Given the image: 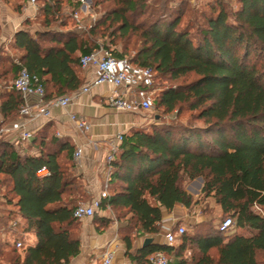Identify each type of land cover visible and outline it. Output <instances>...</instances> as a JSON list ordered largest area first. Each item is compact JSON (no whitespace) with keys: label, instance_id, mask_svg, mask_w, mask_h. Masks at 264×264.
Here are the masks:
<instances>
[{"label":"trees","instance_id":"trees-1","mask_svg":"<svg viewBox=\"0 0 264 264\" xmlns=\"http://www.w3.org/2000/svg\"><path fill=\"white\" fill-rule=\"evenodd\" d=\"M93 1L114 7L82 36L51 27L61 0L40 1L42 31L14 34L12 45L21 56L18 64L6 59L8 65L0 72V131L19 117L23 106L10 85L22 68L40 79L44 100L51 101L58 97L52 98L46 84L55 96L81 85L79 59L95 49L101 27L109 30L108 51L116 36L137 35L141 47L131 62L111 51L130 65L149 68L156 77L178 82L193 76L154 99L157 109L176 111V120L184 109L191 114L186 122L134 128L123 135L110 164L111 194L98 210L123 211L138 234L158 235L163 211L192 205L183 182L201 178L202 195L213 199L239 232L226 235L218 227L198 225L194 233L181 236L177 247L154 243L134 250L126 236L120 239L125 258L148 264L151 254L162 252L169 264H264V0H236L233 12L218 2L195 33L180 28L187 0ZM138 18L143 20L136 22ZM33 145L37 155L23 156L0 133V176L11 185L21 222L10 218L7 232L21 229V234L35 237L22 257L13 250L9 264H70L80 253V233H74L80 223L73 217L79 205L73 146L44 131L34 137ZM43 168L47 174L38 177ZM100 226L108 227L103 217L95 222L98 233ZM188 246L196 252L190 260L184 258Z\"/></svg>","mask_w":264,"mask_h":264},{"label":"rangeland","instance_id":"rangeland-1","mask_svg":"<svg viewBox=\"0 0 264 264\" xmlns=\"http://www.w3.org/2000/svg\"><path fill=\"white\" fill-rule=\"evenodd\" d=\"M5 3L12 4V7L20 9L27 8V4L24 0H1ZM82 1L90 7V11L84 12L82 9ZM218 2L224 3L230 12L235 11L238 8V2L236 0H187V10L181 20L180 28H186L191 33H195V29H200L205 25V17L212 15V7ZM84 4V5H85ZM41 4H38L40 7ZM114 7L111 2H96L93 0H61L60 11L55 17L54 23L51 27H56V29L67 30L73 32L77 35H84V33L96 23H98L106 11L111 10ZM77 14V19L75 15ZM38 15L28 21L27 25H24V29L33 33L35 31H42V18ZM142 18L136 19V22L142 21ZM194 28V30H192ZM103 29V30H102ZM35 30V31H33ZM100 33L96 35V47L103 46L105 49L109 47L111 43V38L108 37L109 30L102 28L99 31ZM13 43V42H12ZM12 43L0 46V55L3 58L2 64H0V72L7 67L6 59L8 63L18 64L20 54L19 51L13 47ZM141 47L140 39L137 35L133 33L129 34L126 38L116 36L113 40V45L111 50L117 53L123 54V58L131 62L134 60L138 50ZM94 49V50H95ZM21 53V52H20ZM135 67L134 65H132ZM193 76L187 77L178 82L170 81L166 78L156 77L155 72L152 71L149 80L152 81V86L148 89V94L150 96L151 108L147 111H141L142 114L139 115L143 119V130H150L152 126L166 124L176 120V111L173 113H165L163 109H157L154 105V99L157 95L170 87H174L178 83L189 82L193 79ZM16 80V77L11 80V84ZM4 81L0 80V85L2 86ZM143 82L135 84L134 88L143 89ZM190 112L184 109L177 117L176 121L186 122L190 117ZM198 125V124H196ZM141 129V128H140ZM75 175V174H74ZM77 176V175H76ZM77 180L78 194L75 196V203L77 204H89L99 196V190L95 192H88L84 189V184L80 176ZM201 179V178H200ZM104 180H101V189L104 186ZM203 187V180L199 181L195 179L193 181H185L182 184V188L185 193L191 197V206L177 205L171 213L164 212L162 222L160 223V233L158 235L147 236L143 234H138L134 223L131 222L130 217L123 211H116L111 208H107L105 212L96 211L93 218L91 219V224L95 227V222L103 217L106 219L108 227L103 228L100 226L99 231H106L108 228L114 229L113 239L110 243L118 239L121 242L122 237H129L132 243V248L137 249L138 245H141L143 240L146 237H153L154 240L163 244L164 235L168 230H176L179 226H184L187 234H192L195 231V227L198 225L208 227H219L220 223L223 221L225 216L222 214L219 206L211 198H206L202 195L201 190ZM11 185L8 180L0 176V264H9V259L13 255V250L16 249L17 253L23 256L22 250L31 245L32 238L27 234H21V229L14 230L12 233L7 232V223L9 219L18 220L16 215V208L13 206L15 202L14 196L10 192ZM108 194H111L109 191V186L107 190ZM196 202V203H195ZM262 214V213H260ZM80 225L74 230L75 234H79L81 231L82 223L86 224L85 221H78ZM22 225L20 224V227ZM7 227V228H6ZM103 228V230H101ZM101 232V233H102ZM239 232L237 229L232 228L225 234H233ZM14 241H20L22 243L21 248H16ZM109 243V244H110ZM180 241L174 243L173 246L177 247ZM122 246L125 250V245L122 243ZM105 252H102L99 255V263H102L101 257ZM195 249L191 246H188L187 251L184 254L186 260H190L192 255H194ZM114 254V253H113ZM115 256H113L112 261H114ZM133 264V263H132Z\"/></svg>","mask_w":264,"mask_h":264},{"label":"crops","instance_id":"crops-1","mask_svg":"<svg viewBox=\"0 0 264 264\" xmlns=\"http://www.w3.org/2000/svg\"><path fill=\"white\" fill-rule=\"evenodd\" d=\"M37 14L38 8L27 7L17 9L12 7V4L0 0V46L12 43L14 34L24 29L23 23L29 20L32 21ZM15 51L19 50L16 49ZM78 75L81 79V85L76 90L68 91L62 95L71 98L68 107L65 109L51 107L48 117L30 122H26L24 118L19 116L11 122L4 123L0 133L10 144H14L18 127L21 124L24 125L26 130L33 134L31 142L29 144L19 142V147L24 148H22L23 151L12 145L23 156L37 155L38 148L34 145L32 147V142L34 137L41 131L59 139L68 140L73 146V153L76 148H81L82 159L80 166L74 163L72 172L81 177L85 191L96 193L98 190L99 192L102 190L101 180L105 179L107 175L105 157L109 153L108 143L116 135H125L134 128L143 129V119L139 117L143 110L125 113L109 107L107 101L114 91L109 85H93L87 93H82V88L92 83L95 73L93 70L81 69ZM46 86L49 87V93L52 94V98L61 97V95L55 96V90L50 87L51 84H46ZM131 89L135 91L133 86ZM2 92L0 85V95ZM37 102L38 99L35 96H30L27 99V103L33 107ZM70 113L84 118L91 126L90 131L88 133L78 132L69 119ZM2 122L3 117L0 111V123ZM91 219L83 220L86 224L83 225L82 223L81 226L80 253L70 261V264H102L98 260L102 252H111L115 256L111 264H132L125 258L122 242L115 239L110 243L113 239L114 229L108 228L106 231L98 233L96 228L91 224ZM18 221L20 222L19 218ZM10 224L9 228H11ZM27 235L32 238L31 245H33L35 243L34 235ZM146 238H152L153 242L157 243L153 237ZM143 242L137 248L142 247Z\"/></svg>","mask_w":264,"mask_h":264},{"label":"built area","instance_id":"built-area-1","mask_svg":"<svg viewBox=\"0 0 264 264\" xmlns=\"http://www.w3.org/2000/svg\"><path fill=\"white\" fill-rule=\"evenodd\" d=\"M28 7L34 9L38 8V4L42 0H24ZM82 1V9L84 12L90 11V7ZM77 19V14L75 15ZM81 69L93 70L95 78L92 83L82 88V93H87L93 85H109L113 88V94L108 98L107 104L109 107L116 111L130 113L135 110L147 111L151 108L150 96L148 89L152 86V81L149 80L152 71L149 68L141 69L133 67L124 60L118 59L110 50H106L103 46L93 50L90 54L83 55L79 59ZM143 82V89L136 88L132 91V86ZM131 87V88H130ZM13 89L17 91L22 99L23 106L20 108L19 116L24 118L26 122L41 119L49 116L51 107H59L65 109L69 106L71 98L69 96H61L49 102L44 101L45 90L40 79L28 73L25 68H22L13 83ZM30 96H35L38 102L35 106L27 103ZM70 121L74 124L75 129L80 133H88L90 131V124L82 117H77L75 114H69ZM14 145L21 151L23 147H19V142L29 144L33 138V134L26 130L24 125H20L17 129ZM123 141V135H116L109 143V153L105 157V164L107 166V175L104 181L103 189L100 191L99 196L89 204H80L75 207L73 217L78 221L93 218L96 211L99 209L100 201L109 196L108 184L112 173L110 166L114 160L118 148ZM13 143V142H12ZM23 148V149H22ZM82 159V149L76 148L73 153V161L75 165L80 166ZM47 174L45 168L41 169L37 176L41 177ZM262 215V214H261ZM11 228L16 227V222L10 224ZM234 228V221L232 218H225L219 225L218 229L222 233H226ZM186 233L184 226H179L176 230H168L164 235V242L166 245H173L180 241L182 235ZM16 248H21L20 241H14ZM112 253L105 252L102 257V264L112 263ZM148 264H169L170 259L162 252H155L147 258Z\"/></svg>","mask_w":264,"mask_h":264},{"label":"water","instance_id":"water-1","mask_svg":"<svg viewBox=\"0 0 264 264\" xmlns=\"http://www.w3.org/2000/svg\"><path fill=\"white\" fill-rule=\"evenodd\" d=\"M198 180L201 181L200 178H198ZM150 244H154L153 239L152 238H146L142 244V247H146Z\"/></svg>","mask_w":264,"mask_h":264}]
</instances>
